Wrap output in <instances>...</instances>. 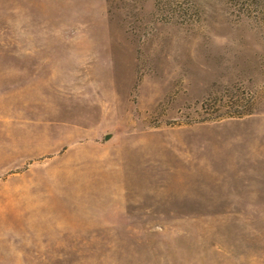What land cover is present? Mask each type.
<instances>
[{
	"label": "rangeland",
	"instance_id": "obj_1",
	"mask_svg": "<svg viewBox=\"0 0 264 264\" xmlns=\"http://www.w3.org/2000/svg\"><path fill=\"white\" fill-rule=\"evenodd\" d=\"M0 264H264V0H0Z\"/></svg>",
	"mask_w": 264,
	"mask_h": 264
}]
</instances>
